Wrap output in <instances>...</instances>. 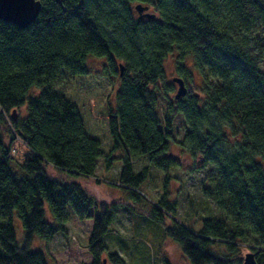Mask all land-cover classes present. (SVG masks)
I'll list each match as a JSON object with an SVG mask.
<instances>
[{"label":"trees","instance_id":"16d2710c","mask_svg":"<svg viewBox=\"0 0 264 264\" xmlns=\"http://www.w3.org/2000/svg\"><path fill=\"white\" fill-rule=\"evenodd\" d=\"M40 1L26 27L0 18V128L9 116L5 129L31 153L15 162L0 135V264H50L43 250L31 249V240L37 235L50 242L65 232L71 213L91 231L90 260L79 264H125L106 242L115 210L79 181L52 177L48 166L100 182L99 162L110 171L118 161L116 183L142 201L148 171L137 172L134 161L145 158L169 180L168 171L180 162L170 154L166 129L177 113L190 125L181 145L200 154V167L213 166L202 193L223 218L204 216L197 229L177 220L166 184L159 202L148 207L151 219L164 225L192 264H242L239 244L264 264V72L248 52L255 35L264 40V0ZM135 3L154 6L156 18H135ZM172 51L193 57L205 79L203 97L187 92L161 117L158 84ZM89 56L104 57L106 65L93 70ZM64 71L71 83L59 92L54 85ZM13 108H25L26 115L13 119Z\"/></svg>","mask_w":264,"mask_h":264},{"label":"rangeland","instance_id":"374dc122","mask_svg":"<svg viewBox=\"0 0 264 264\" xmlns=\"http://www.w3.org/2000/svg\"><path fill=\"white\" fill-rule=\"evenodd\" d=\"M151 12L157 13L155 7H152ZM248 52L264 72V40L260 35L257 34L253 37V44L249 47ZM179 61H181L183 69L187 71L184 76L179 73ZM106 62L104 57L95 56H89L87 60L90 68L97 71H100ZM120 62L121 60L117 59L119 68ZM175 77H184L188 92L197 98L203 97L205 79L202 72L195 66L193 57L188 54L180 58L177 52L172 51L165 60V77L158 84L160 88L157 91L158 112L161 117L170 104H175V94L179 86L174 81ZM210 81L213 82L215 79L210 78ZM70 83L71 76L64 71L59 80L55 82L54 88L59 92L64 91ZM17 114L18 117H24L26 115L25 108L17 109ZM5 119L6 123H2L0 128L1 139L5 146H8L9 149L13 148L15 162H22L26 156L31 154L30 150L18 137H13V134L5 129L8 126L10 129L11 126L9 116ZM189 130L190 125L183 113H177L171 127L166 129L172 145L170 154L180 162L178 166L168 171L169 180L164 172L151 166L145 158L134 161V168L137 172L144 167L148 171L147 179L140 189L143 193L142 201L129 196L125 189L116 183L120 173L118 161L110 171L105 169L102 160L99 162L96 177L101 178L100 182L96 181L95 177L78 178L48 166V172L52 177L61 176L67 180L79 181L96 201L108 204L110 210H115L116 218L111 224V231L114 232L107 235L106 242L109 249L118 252L125 259V264H192L180 245L166 236L164 225L152 220L149 215L148 207L159 202L166 184L168 198L170 201L176 202L175 218L177 220L197 229L201 226L204 216L222 217V211L216 202L205 197L202 193V183L208 184L205 178L213 170V166L208 164L205 167H200L202 164L201 157L198 156L200 154L181 145ZM228 133L229 136H234L230 130ZM117 154L119 155L120 152ZM194 165L197 167L194 168ZM15 167L20 170L19 167ZM170 217L173 218L171 215ZM12 221L17 237L21 238L24 234L23 227L16 212L13 214ZM5 222H7L6 219L1 221V223ZM169 224H171L170 219H166V225ZM89 227L87 223L82 222L74 213H71L65 224V232L59 233L50 242L35 235L31 240L30 247L33 250H43L50 264H79L88 261L90 260L88 243L91 234ZM238 246H240L243 255L249 250L253 251L245 244ZM213 249L221 254L229 253V249L224 245H216ZM110 264L115 263L111 261Z\"/></svg>","mask_w":264,"mask_h":264},{"label":"water","instance_id":"95a60500","mask_svg":"<svg viewBox=\"0 0 264 264\" xmlns=\"http://www.w3.org/2000/svg\"><path fill=\"white\" fill-rule=\"evenodd\" d=\"M41 7L42 2L40 0H0V18L11 21L19 27H26L37 18ZM148 7V5H144L143 3H137L134 6L141 15L148 18H154L156 14L154 12L146 11ZM120 70L122 74L124 71L122 63H120ZM174 81L179 85L175 98L177 99L187 94L188 89L185 80L181 77H175ZM10 115L13 119H17V109L13 108ZM104 262H106V259ZM242 264H259L255 252L251 250L247 251L244 255Z\"/></svg>","mask_w":264,"mask_h":264},{"label":"flooded vegetation","instance_id":"af4514ba","mask_svg":"<svg viewBox=\"0 0 264 264\" xmlns=\"http://www.w3.org/2000/svg\"><path fill=\"white\" fill-rule=\"evenodd\" d=\"M148 6L149 7H148V9L146 11L151 12L152 11V7H154V6H152V5H148ZM133 13H134L135 18L140 19V20H143V21L148 20V19H154V18H156V15H155L154 18L145 17V16L141 15L135 8H133Z\"/></svg>","mask_w":264,"mask_h":264}]
</instances>
